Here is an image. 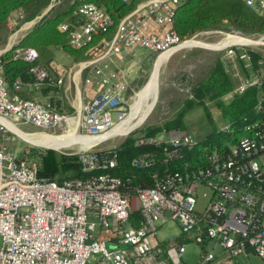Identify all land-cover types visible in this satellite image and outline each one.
Instances as JSON below:
<instances>
[{"label": "built area", "instance_id": "2783aa9c", "mask_svg": "<svg viewBox=\"0 0 264 264\" xmlns=\"http://www.w3.org/2000/svg\"><path fill=\"white\" fill-rule=\"evenodd\" d=\"M60 1L52 0L30 21L23 10H17L9 21V29L14 31L9 44L18 42L11 40L34 27ZM83 1L77 11L83 22L72 31L75 47L86 45L94 33L105 31L112 23L104 8ZM244 1L264 16V0ZM180 2H140L121 20L110 39L102 40L86 60L78 62L76 71L61 62H54L51 69L33 67L34 86L38 88L47 83L51 70L58 75V86L64 84L67 75L86 74L84 84L96 92L80 103L74 115L55 110L49 101L10 91L1 57L4 50L0 51V135L10 130L1 119L16 125L29 123L48 134H57L65 127L70 131L78 121L80 134L101 138L90 148L76 152L83 176L63 181L39 177L30 157L0 141V264H89L94 260L96 264H213L220 255L231 260L251 252L264 258V162L258 158L264 155V121L249 124L248 134L228 150L210 152L206 164L192 166L186 162L179 169H171L170 162L181 160L184 147L192 148L197 143L191 135L182 130L168 132L169 138L139 134L137 144L152 142L161 148L133 159L136 168L155 165L148 180L137 183L134 176L116 174L117 145L95 148L111 138L129 136L135 129L110 134L127 118L132 106L126 104V81L113 68L114 59L136 47L158 56L182 49L187 40L183 41L172 27ZM152 20L169 27L162 35L147 32ZM61 27L66 30L69 25ZM248 45L242 41L218 48L225 50L229 60L250 63L251 56L245 49ZM15 53L30 61L40 55L34 48H17ZM263 72L260 69L251 79L241 81L236 91L259 84ZM21 86L17 81L16 87ZM203 186L212 192L201 210L197 194ZM134 215L139 217L138 225ZM169 221L179 224L180 234L160 240L158 229ZM188 241L202 246L198 261L184 260Z\"/></svg>", "mask_w": 264, "mask_h": 264}, {"label": "trees", "instance_id": "16d2710c", "mask_svg": "<svg viewBox=\"0 0 264 264\" xmlns=\"http://www.w3.org/2000/svg\"><path fill=\"white\" fill-rule=\"evenodd\" d=\"M145 0H86L104 8L111 16L112 23L105 31L93 34L91 41L81 47L72 45V31L83 22V18L77 13L83 0H61L56 3L27 33L18 41L12 49L2 54L4 77L9 90L19 93L16 82L32 83L35 75L32 71L35 66L52 68L56 56V50H64L74 56L80 62L86 60L89 52L102 40L110 39L116 32L121 20L133 12L138 4ZM173 17V30L181 39L187 40L202 31L219 28L224 23H229L235 29L247 33L264 34V16L251 9L244 0H181ZM52 0H0V45L6 44L4 33L9 29L10 17L17 10L26 13V20H33L49 7ZM68 24L64 30L61 25ZM17 48H34L39 52V57L34 61L16 57ZM250 54V63L245 64L246 76L260 69L264 71V54L252 46H245ZM196 53L200 49L195 50ZM198 78L197 83L190 86L188 94L184 97L178 112L168 118L161 126L146 127L143 133L145 137L156 136L162 131L171 132L182 130L185 127V116L195 107L207 109L206 98L213 100L222 114L229 120L228 129L218 131L220 139L211 142H197L192 148L184 147V157L181 160H172L171 169H179L188 162L192 166H199L207 163V155L215 149L228 150L241 138L248 134L246 127L255 121H264V72L260 76V83L253 84L245 90L234 93V98L225 103L224 95L235 89V82L227 70L223 55H220L210 67ZM195 81V80H194ZM47 82L51 84L46 93L53 92L50 98L52 107L61 112H72L75 109L70 106L63 96V88H60L57 80L50 74ZM134 89V88H133ZM132 87L126 89L129 96L133 92ZM193 95L194 97L190 96ZM137 134V135H139ZM215 131L210 134L214 135ZM137 135H129L122 143L117 145L119 168L116 174L121 176L131 175L135 182L147 181L148 174H151L153 167L136 168L132 165L133 159L147 151L159 150L160 144L147 142L137 144ZM30 157L38 167V174L41 178L63 181L74 176H83L82 165L77 154L59 153L55 149L37 151V148H27L22 153ZM135 224H139V217L133 216ZM89 264H96L91 261Z\"/></svg>", "mask_w": 264, "mask_h": 264}, {"label": "rangeland", "instance_id": "374dc122", "mask_svg": "<svg viewBox=\"0 0 264 264\" xmlns=\"http://www.w3.org/2000/svg\"><path fill=\"white\" fill-rule=\"evenodd\" d=\"M29 30L30 29L21 31L19 34L15 35L11 41L19 40L21 34L26 33ZM13 32L14 31L8 29L7 33H4L3 36H5L6 38V44L0 45V50L7 46L10 41L11 35H13ZM234 34L241 38L262 39L264 37V34L255 35L241 32L226 22L219 28L210 29L203 33H198L194 37L187 39L203 41L204 45H193L178 50L170 57L168 62L166 61V63L164 64L165 66L163 65L161 67V77H159L160 96L158 97L156 104L152 108L147 118L139 126L135 127L134 131H132L130 134L137 135L139 133H143L146 127L161 126L164 124V122H166L168 118L173 117L182 105L184 97L188 94V89L190 88V86L192 87V85L197 83L198 81L196 80H198V78H201V76L204 75L203 73L211 69V65L214 61L217 60L220 55H223L224 62L227 61V64L225 63V65L228 66L227 70L235 82V89L232 92L224 95L222 98L225 103L230 102L231 99L234 98V93L240 92L236 91V88L241 83V81L245 82L248 78L251 79L254 74V72H252L250 76H246V71L244 70L243 66L248 63L241 62L238 59H227L225 56V50H221L218 48L219 46H216V44L222 41L224 42L226 39H228L229 36H234ZM249 46L260 50L261 53L264 54V44H251ZM196 49H200V51L196 53ZM62 52L65 53L60 49L56 50V54ZM160 56H158V54L148 52L147 50L140 51V53L138 54L139 60L136 63L134 69L132 70L131 76H128V81H126L127 88H134L133 92H131L129 96L126 95L127 106H130L133 103L135 93L137 94V92L145 84L148 83L156 65V62L159 58H161ZM55 57L58 56L56 55ZM59 61L66 63L65 60ZM61 88H63V85ZM68 92L69 93L63 91L64 95H68V98H64L69 104L70 100L75 97V86L72 85L71 89ZM206 103L207 109L203 107H195L187 113L184 119L185 127L183 131L191 135L194 142L218 141L220 139V134L218 131L226 130L229 127V120L223 116L221 109L217 107L216 103L213 100L207 98ZM128 112H130V108ZM66 113H71L72 115H74L77 114V111ZM17 126L26 132H42L41 130H38L37 127L29 123L18 122ZM75 128V126H72L70 131H74ZM65 129L68 131L69 128L65 127L63 130L60 129L56 131V133L63 134L66 131ZM214 131L215 134L210 136V134H212V132ZM164 136L166 138H169L167 131L165 132V134L164 131H162L160 134H157L158 138H164ZM127 137L128 136H119L111 138L102 145L96 146L95 148L102 149L113 145H119ZM0 141H4L7 146L16 150L17 152L22 153L27 148H37V151L40 152L45 149H55L59 153L70 154H76V152L81 149L79 145L69 144L62 149L34 145L24 140L22 137L18 136L14 133V131L12 132L11 130L4 134H1ZM258 158L261 162H264V155ZM211 192L212 191L205 186L199 188L197 194V207L199 209L202 210L206 207L210 200ZM160 227L161 228H159L157 232V237L160 240H169L171 238L177 237L178 234H180L181 228L179 227V224L176 221H169ZM202 249L203 248L199 243H196L194 241H188L186 246V252L183 257L184 260H186L187 262L198 261L200 259V252H202ZM226 258L227 257L225 255H220L216 258L213 264H227V261L229 259ZM235 261L238 264H264V258L254 252H251L249 257L241 255L237 259H235Z\"/></svg>", "mask_w": 264, "mask_h": 264}, {"label": "bare ground", "instance_id": "6f19581e", "mask_svg": "<svg viewBox=\"0 0 264 264\" xmlns=\"http://www.w3.org/2000/svg\"><path fill=\"white\" fill-rule=\"evenodd\" d=\"M244 38H241L234 34L229 36L224 42H219L216 46L222 47L225 44H235L244 42ZM187 45H204L203 41L200 40H189ZM215 46V47H216ZM180 50V48L173 49L162 54L156 62L154 70L147 84H145L138 92L135 93L134 100L131 106V112L127 118L119 123L110 134H126L135 127L139 126L149 115L152 108L157 102L159 95V77L161 67L168 62L170 57ZM165 66V65H164ZM161 80V79H160ZM4 124L8 126L11 131H14L17 135L22 137L24 140L38 146L62 149L66 145H79L80 148H90L95 145L101 138L96 136H84L78 132V121L75 122L74 131H70L64 134H48L44 132H26L15 123L10 120L1 119ZM109 134V135H110Z\"/></svg>", "mask_w": 264, "mask_h": 264}, {"label": "crops", "instance_id": "0c3cea01", "mask_svg": "<svg viewBox=\"0 0 264 264\" xmlns=\"http://www.w3.org/2000/svg\"><path fill=\"white\" fill-rule=\"evenodd\" d=\"M15 13H13V15ZM168 27H169L168 25H160V24H157L154 20H152L146 31L147 32H154L158 35H162L164 33V31L166 30V28H168ZM26 33H22L20 38H22ZM8 44H7V46H8ZM6 47L1 49V50H5ZM144 50L145 49H143V48L136 47L130 51H127V52H124L123 54L118 55L114 59L112 66L117 71L118 75H120L119 77H121L125 81H128V76L129 77L131 76L132 70L134 69L136 63L139 60L138 54L140 53V51H144ZM62 51H64V50H62ZM64 52L65 53L62 52V53L56 54L58 57H55L56 59H54L55 60L54 62H61L59 60H63V61L65 60L66 63H63V62H61V63L64 64L66 67L71 68L72 72L76 71L78 61H76L74 56H72L68 52H66V51H64ZM51 73H52L51 75H53V77L57 80L58 75L52 70H51ZM85 75L86 74L84 72L83 73L77 72L74 77H73V74L67 75L65 78V82L63 84V88H64L63 91H65L66 93H69L68 91L71 89L72 85L75 86V93H76L75 97H73V99H71L69 102V105L75 109L74 111H76L77 108H79V105L82 101L84 102L87 99L91 98L96 92L95 88H93L92 86L90 87V86L84 84V76ZM50 85L51 84H49L47 82L44 85H42L40 88H38V87L34 86V82L22 83V86L19 88V93L24 97L34 98V99H37L41 102H48V101H50V98H51L53 92L46 93L45 89H48V87ZM59 87L61 88L62 85ZM63 97L68 98V95L66 96L63 94V96H61V98H63ZM66 102H67V100H66ZM249 256H246V257H249ZM226 259H228V258H226ZM227 262H228L227 264L236 263L235 259H231V260L229 259Z\"/></svg>", "mask_w": 264, "mask_h": 264}, {"label": "water", "instance_id": "95a60500", "mask_svg": "<svg viewBox=\"0 0 264 264\" xmlns=\"http://www.w3.org/2000/svg\"><path fill=\"white\" fill-rule=\"evenodd\" d=\"M26 35V34H25ZM245 42H248L249 44H254V45H260L261 43L264 44V41L263 39H252V38H244ZM189 40H187L183 45H182V48H185V47H189L191 45H187L186 43L188 42ZM18 42L14 43V44H8V46L6 47V49L4 50L3 53H5L6 51L12 49L15 45H17ZM13 132V131H12ZM16 134V133H15ZM19 136V135H18Z\"/></svg>", "mask_w": 264, "mask_h": 264}]
</instances>
